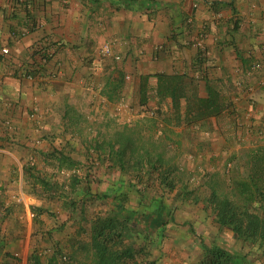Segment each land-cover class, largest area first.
Instances as JSON below:
<instances>
[{
	"label": "crops",
	"instance_id": "1",
	"mask_svg": "<svg viewBox=\"0 0 264 264\" xmlns=\"http://www.w3.org/2000/svg\"><path fill=\"white\" fill-rule=\"evenodd\" d=\"M200 38L205 59L193 47ZM107 44L120 61L102 55ZM0 47L10 49L0 58V172L26 151H55L52 140L85 148L82 137L98 141L105 124L110 141L133 120L178 147L186 129L225 142L264 131V0H0ZM58 67L63 75L51 78ZM29 68L43 76L25 79ZM121 99L133 108L128 118Z\"/></svg>",
	"mask_w": 264,
	"mask_h": 264
},
{
	"label": "rangeland",
	"instance_id": "2",
	"mask_svg": "<svg viewBox=\"0 0 264 264\" xmlns=\"http://www.w3.org/2000/svg\"><path fill=\"white\" fill-rule=\"evenodd\" d=\"M128 124L136 153L127 152L123 170L98 151L114 131L106 124L101 139L82 137L79 150L68 149L66 138L49 141L68 160L37 147L7 162L9 170L0 172V264H34V252L41 264H97L98 247L112 254L104 264H210L213 246L264 264V243L221 228L211 203L212 186L244 200L248 192L241 195L239 184L249 182V155L264 146V133L225 142L212 139L211 129L209 140L186 129L178 147L175 138L150 139L145 125ZM159 205L167 208L166 222L153 227Z\"/></svg>",
	"mask_w": 264,
	"mask_h": 264
},
{
	"label": "trees",
	"instance_id": "3",
	"mask_svg": "<svg viewBox=\"0 0 264 264\" xmlns=\"http://www.w3.org/2000/svg\"><path fill=\"white\" fill-rule=\"evenodd\" d=\"M215 106L213 102L211 105L214 106L215 112L220 114L223 108L217 104ZM229 113L232 112L228 108ZM142 130V128H141ZM260 130V129H258ZM133 131V130H132ZM263 131V130H262ZM129 131L122 133L115 139L108 143L109 151L106 156L116 164H119L123 170L127 152L131 150L132 144H134L135 137ZM152 139L151 137H149ZM136 141V139H135ZM107 143H104L106 145ZM115 144V145H114ZM117 147V149H116ZM55 148V155L59 161L68 160L65 156V150L58 151ZM99 150L103 149V146H98ZM98 150V151H99ZM132 153H136L135 150H131ZM248 170H249V182L248 184L242 182L239 184L241 195L248 192L244 200H235L233 191L230 194H221L216 186H212V199L211 203L214 207L216 221L221 228H229L237 238L244 242L251 243H264V146L258 145L249 155L248 159ZM141 164V163H138ZM240 199V198H239ZM258 202L259 207H255L254 204ZM167 215V208L164 205L157 206L152 214L149 223L151 225L160 227L165 223ZM101 234V233H100ZM97 253L95 254L99 261L97 264H104V262L110 263L111 253L106 251L105 247H98ZM208 255L212 256L210 264H247L246 257L239 255H232L228 251L213 246L207 249ZM34 264H41L40 259L35 252L32 254Z\"/></svg>",
	"mask_w": 264,
	"mask_h": 264
},
{
	"label": "built area",
	"instance_id": "4",
	"mask_svg": "<svg viewBox=\"0 0 264 264\" xmlns=\"http://www.w3.org/2000/svg\"><path fill=\"white\" fill-rule=\"evenodd\" d=\"M18 1H19V3H26V2L31 1V0H18ZM193 47L198 50L199 56L202 59H205L209 55V52H208V49L206 47L204 38H200L197 41L193 42ZM9 54H10V49L8 47H0V58H7L9 56ZM102 55L105 56V57H112L116 61H120L122 59V57L120 55L114 53V48L110 44H107V45H105L103 47ZM50 56L51 55L49 53L47 55H45L43 57L42 62L44 64H47L48 58ZM260 67H261V65L259 63L255 64L253 66L254 69H259ZM41 75L43 76V72L42 71L40 72L38 70H34L33 68H29V69H27L24 72L25 79L30 80V81L35 80L37 77H39ZM49 75H50L51 78L52 77L57 78V77H60V76L63 75V71H62V69L60 67H58L57 70L52 71ZM130 78H131L130 76H126L127 80H130ZM132 109L133 108L124 99L120 100V102H119V111L124 115V117H126V118L130 117L129 115L131 113H133ZM146 115L155 116V110L147 109L146 110ZM31 118H33L36 121L40 120V118H41L40 109H39V107L37 105H35L33 107V109H32ZM5 125L9 129H13V124H12L11 121H9V120L6 121ZM263 133H264V131H262V130H258V129L256 130V134L257 135L263 134ZM32 216H34V215H32Z\"/></svg>",
	"mask_w": 264,
	"mask_h": 264
}]
</instances>
